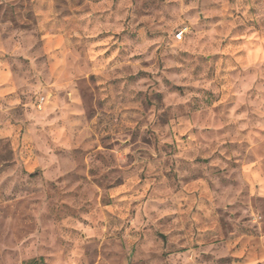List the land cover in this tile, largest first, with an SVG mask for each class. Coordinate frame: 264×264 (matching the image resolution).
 Here are the masks:
<instances>
[{
  "label": "clouds",
  "instance_id": "1",
  "mask_svg": "<svg viewBox=\"0 0 264 264\" xmlns=\"http://www.w3.org/2000/svg\"><path fill=\"white\" fill-rule=\"evenodd\" d=\"M0 264H264V0H0Z\"/></svg>",
  "mask_w": 264,
  "mask_h": 264
}]
</instances>
